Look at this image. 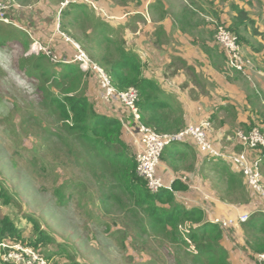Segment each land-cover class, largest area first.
<instances>
[{
  "label": "trees",
  "instance_id": "1",
  "mask_svg": "<svg viewBox=\"0 0 264 264\" xmlns=\"http://www.w3.org/2000/svg\"><path fill=\"white\" fill-rule=\"evenodd\" d=\"M78 12L84 16L86 7L72 4L62 10L59 18L63 21L74 14L76 16L74 20L78 23L81 17L77 16ZM238 16L249 23L252 22L246 11L238 10ZM9 26L12 25H0V33L4 32L0 34V48L15 42L11 41L12 37L19 38L16 41H20L22 45H30L22 30L11 29ZM104 28L100 30L101 38L97 45L100 52L98 61L108 73L113 85L120 92L130 88H135L139 92L137 108L141 114V123L146 127L158 134H179L186 128L182 106L175 105L172 100L174 97L162 90L156 81L145 79L140 57L128 50L124 41H107L109 38L102 36L106 33ZM104 42L108 45L102 49ZM90 56L94 58L92 52ZM22 63L28 79L38 82V91L42 95L41 108L54 120L52 126H48L47 130L50 131L42 138L43 141L46 143L47 140L56 139L64 143V155L69 159L72 156L77 162L82 159L86 168L99 167L102 176L109 182L99 186L98 200L103 202L106 208L113 205L122 214L124 225L130 227L135 236L149 235L152 238L156 236L164 241L174 249L176 264H233L230 250L225 245L226 232L230 229H223L220 225L208 221L201 209H187L179 201L177 195L189 192L190 185L176 179L170 190L163 188L162 191L153 194L147 181L138 176L136 158L125 139L124 132L125 130L127 132V126H134V122L132 119L124 121V117L121 119L117 116H106L100 112L99 104L93 102L90 94L93 74L82 71L79 65L72 63H59L60 68L56 69L55 64H49L45 53L24 59ZM208 133L214 142L211 131ZM215 147L219 151L227 152L220 144L216 143ZM259 154L255 152L252 158L255 159ZM261 157L263 161L264 155L260 154ZM210 158L213 160H210L212 163H217L216 158ZM197 161L196 151L190 143L169 144L161 157L159 174L162 165L175 174L181 171L195 172ZM208 161L207 159L206 162ZM60 165L64 168L65 163L62 162ZM261 166L262 162L260 168ZM222 169L225 172L222 176H227V194L224 200L241 205L250 204L254 200V204L260 202L264 207L263 200L244 184L242 175L225 170L224 167ZM56 188L57 204L64 205L66 195L61 193L62 185L56 184ZM17 199V196L0 181L2 206L12 207L16 205ZM263 210L255 209L249 214V219L239 225L245 242L243 250L249 264H261L256 258L264 254ZM25 218L38 233L36 242H30L25 247L34 249L50 262L52 257L49 256V252L44 253L46 254L44 256L39 247L53 242L52 238L41 229L35 217L26 215ZM21 234L11 217L0 213L1 243L8 236L19 243ZM20 244L24 245L23 242ZM3 253L4 250L0 249V264H6L1 260ZM71 260L73 261L72 258ZM73 264L81 263L73 261Z\"/></svg>",
  "mask_w": 264,
  "mask_h": 264
},
{
  "label": "rangeland",
  "instance_id": "2",
  "mask_svg": "<svg viewBox=\"0 0 264 264\" xmlns=\"http://www.w3.org/2000/svg\"><path fill=\"white\" fill-rule=\"evenodd\" d=\"M2 1L9 2L0 0V2ZM11 4L13 5L11 10L16 9L17 6L21 7ZM254 10V15H262L260 8ZM77 16H81V13L78 12ZM85 16L96 18L99 17V14L88 10L85 12ZM12 21L16 26L11 24L13 27H9L18 31L22 30L30 45H22L20 41H16L19 38L12 37L10 40H15V42L0 48V181L18 198L16 205L12 207L2 206L0 202V213L10 216L15 222V226L21 231L19 243L23 242L22 246H25L30 242H36L38 238V233L34 231L33 225L25 218L26 215H31L38 220L41 229L48 233L53 240V242L39 247L44 256L46 255L44 253L49 252V256L52 257L50 262L48 261L49 264H73V261L81 264H176L173 248L155 235L154 238L149 235L135 236L132 229L124 225L125 220L122 218V214L113 205H108L106 208L103 202L98 200L99 186L109 182L102 176L99 167L86 168L83 166L82 159L78 162L74 156L69 159L64 155V143L56 139L47 140L46 143L43 141L42 138L46 137L50 131V129L47 130L48 126H52L54 120L41 108L42 95L38 91V82L28 79L22 61L45 53L49 64H55L54 67L59 69V63L55 57L60 58L46 45L36 43L35 41L38 39L33 37L28 29L18 25V20L12 18ZM101 21L99 18V25H102ZM83 22L81 18L77 24L67 22V25H63V21L58 20L55 23L56 33L73 44L76 50L80 49L89 57L92 52L94 58L90 59L103 68L98 61L100 52L97 45L101 38L100 31L98 32V29L91 25L87 30V25ZM93 23L95 24V22ZM263 25L264 19H262ZM104 31L109 34L110 29L105 27ZM0 34H4V32ZM13 34L16 35L15 32ZM42 34L40 40L44 42L46 41V31H43ZM117 38L119 40L120 35ZM214 40H218L216 33ZM233 43H237L235 53L238 57V62L233 61L234 64L230 63L228 54L218 44L225 55V63L223 62L221 66L222 75L227 80L229 78L230 81H235L234 84L237 85L239 91L249 94L251 99L260 100L262 103L264 98L262 96L261 99L260 82L264 81V58L246 54L236 39ZM105 47L106 45L101 46L102 49ZM94 48L96 49L94 50ZM109 49L112 50L111 47ZM130 51L135 53L132 48ZM73 57L70 58L73 59ZM87 73L94 75L91 80L93 91L90 94L93 102L98 103L100 91L98 77L93 72ZM254 95L258 96V99ZM228 99L224 95L214 96V100H220L217 102L219 104ZM262 105L264 107V103ZM119 109H116L117 113ZM124 112L126 111L124 110ZM230 115L227 113L222 116L221 123L223 120L228 122ZM118 117L122 118V115H118ZM262 119L264 120L263 115L254 117L258 124ZM202 122H209L210 131H215L211 121L199 123ZM232 129L231 135L234 141H236L237 134L247 138L249 135L245 136V134L253 130L247 131L241 127ZM255 129L262 133L259 127ZM124 132L125 139L136 156L134 142L138 139V134L130 136L126 130ZM165 135L175 134L167 133ZM187 140L194 142L190 137H187ZM212 143L222 146L221 141L215 140ZM163 153L164 151H162L160 159ZM225 157L228 158V156ZM205 159L209 160L207 162L208 169L212 170L202 171L201 174L184 171L175 174L162 165L160 177L164 188L170 190L172 183L178 179L185 185L196 188L201 196L215 190L222 198L226 197V185H220L219 180L222 178L227 182V176H222L225 174L222 167L231 171L232 164L228 161L231 165L223 162L214 167L210 157ZM62 162L65 163L64 168L60 165ZM261 175L264 179L262 172ZM56 184L62 185L61 193L66 195L64 205L57 204ZM244 184H247L245 179ZM2 243L8 248L17 242L8 236Z\"/></svg>",
  "mask_w": 264,
  "mask_h": 264
},
{
  "label": "crops",
  "instance_id": "3",
  "mask_svg": "<svg viewBox=\"0 0 264 264\" xmlns=\"http://www.w3.org/2000/svg\"><path fill=\"white\" fill-rule=\"evenodd\" d=\"M5 1L21 6L12 10L10 16L18 20V25L28 29V32L39 40L35 41L36 43L46 45L59 58L71 59L70 57L77 54L73 44L56 33L55 23L59 20L60 7L64 0ZM91 1L95 3L97 9L85 3H76V5L85 6L86 11L92 10L95 14L98 13L99 17L90 18L84 15L79 20L83 19L87 30L91 26L99 29L98 32L104 27L109 28V34L102 35L109 38L107 41H118L117 37L120 35L119 41H124L125 47L128 50L132 48L140 57L143 64V77L156 81L162 90L174 97L172 100L175 105L182 106L186 127L201 121H211L215 129L214 132L211 131V137L221 141L222 147L228 153L243 150L231 135L233 127H241L247 131L259 127L264 132V120H260V124L254 120L255 116L263 115L264 117L262 105L264 81L260 82L262 103L260 100L251 99L249 94L239 91L234 84L235 81H230L229 78L227 80L222 75L221 66L223 62L225 63V55L214 40L217 26L226 25L238 34L241 39V48L246 54L264 58V25L262 26L264 0ZM253 8H260L262 15H254ZM238 10L246 11L252 22L249 23L248 20L240 18ZM75 17L74 14L67 17L63 20V25H67V22L77 24ZM99 18L103 22L102 25H99ZM97 25L99 28H96ZM43 31H46L45 43L40 40ZM72 39L74 40L73 37ZM102 45L108 44L104 42ZM219 95L229 99L219 104L217 102L220 100H214V96ZM254 97L258 99V96L254 95ZM98 104L100 112L106 116L122 115L124 121L132 119V116L124 112L122 107L118 111L121 114H118L115 107L105 105L100 97ZM227 113L231 114L229 121L223 120L221 123L222 116ZM186 143L194 147L198 157L195 172L201 174L202 171L212 170L208 169L209 165L205 162L206 156L199 152L195 143L192 141ZM254 153L252 152L251 156ZM217 160V163H213L214 167L223 162L231 165L226 160ZM231 171L242 175L232 165ZM260 171L264 176V157ZM219 181L220 185L227 187V182L222 178ZM197 191L196 188H191L189 192L180 193L177 197L187 209H201L208 221L212 223L217 220L221 222L236 220L255 209H264L263 204L260 202L254 204V200L250 204L241 205L224 200L226 197L222 198L215 190L211 193L206 192L207 194L203 196ZM229 229L226 232L225 245L232 255V263L249 264L246 252L243 250L245 242L241 226Z\"/></svg>",
  "mask_w": 264,
  "mask_h": 264
},
{
  "label": "built area",
  "instance_id": "4",
  "mask_svg": "<svg viewBox=\"0 0 264 264\" xmlns=\"http://www.w3.org/2000/svg\"><path fill=\"white\" fill-rule=\"evenodd\" d=\"M76 3L89 4L97 9V6L91 0H64L60 7L59 16L63 9ZM12 6L13 5L9 2H0V23L6 25L13 24L16 26L10 16ZM215 33L216 38L218 39L215 41L226 51L230 58V63L234 64L233 61L237 63L238 57L235 53L237 43H233L236 39L240 46L237 34L224 25L217 26ZM76 51L77 54L73 59H57L55 57V60L57 63L77 64L82 71L95 73L98 77L97 81L100 87V100L105 105L113 106L115 109L122 107L123 110L132 116L134 126H127L126 129L130 136H134L136 133L138 134V139L134 142V145L136 146L135 158L138 165L137 173L140 178L147 181L151 193H158L164 188V184L162 183L159 174L161 166L160 155L162 151H164L169 144L185 143L187 142V137H190L195 142L198 150L204 155L229 161L243 175L247 183L246 185L250 187L264 202V179L262 178L260 171V165L262 162L260 154L264 155L263 132L261 133L257 129H253L250 133L245 134V136L249 135L247 138L237 134L236 142L243 149L240 153L219 151L210 139L208 133L210 131L209 122L188 125L183 131L175 135L158 134L152 129L146 127L140 121V115L137 108L139 92L135 88L120 92L113 85L111 78L104 68L96 65L90 57L80 49ZM252 152H259L260 154L253 159L251 156ZM225 156H228V158ZM248 219L249 214H246L240 216L236 220L230 219L227 222L217 220L214 223L220 225L223 229H228L231 228L230 226H239L242 223H245ZM2 248L4 253L1 255V260L6 264H49V262L34 249L22 246L20 243H16L8 248L5 247L3 243H0V249ZM256 260L258 263L264 264V254L258 255Z\"/></svg>",
  "mask_w": 264,
  "mask_h": 264
},
{
  "label": "clouds",
  "instance_id": "5",
  "mask_svg": "<svg viewBox=\"0 0 264 264\" xmlns=\"http://www.w3.org/2000/svg\"><path fill=\"white\" fill-rule=\"evenodd\" d=\"M60 20V19H59Z\"/></svg>",
  "mask_w": 264,
  "mask_h": 264
}]
</instances>
